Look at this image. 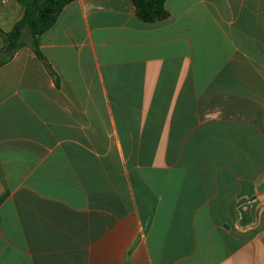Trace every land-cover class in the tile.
Wrapping results in <instances>:
<instances>
[{
	"label": "crops",
	"instance_id": "obj_1",
	"mask_svg": "<svg viewBox=\"0 0 264 264\" xmlns=\"http://www.w3.org/2000/svg\"><path fill=\"white\" fill-rule=\"evenodd\" d=\"M165 7L75 0L0 67V264H264V0Z\"/></svg>",
	"mask_w": 264,
	"mask_h": 264
},
{
	"label": "trees",
	"instance_id": "obj_2",
	"mask_svg": "<svg viewBox=\"0 0 264 264\" xmlns=\"http://www.w3.org/2000/svg\"><path fill=\"white\" fill-rule=\"evenodd\" d=\"M75 0H19L24 7L23 17L14 25L10 32L0 28L4 46L0 50V67L8 63L25 45L23 33L29 31L31 47L35 54L45 60L39 50L37 37L51 29L57 22L63 9ZM136 8L137 17L145 23L160 22L168 17L165 4L167 0H131ZM52 73L50 67H48Z\"/></svg>",
	"mask_w": 264,
	"mask_h": 264
}]
</instances>
